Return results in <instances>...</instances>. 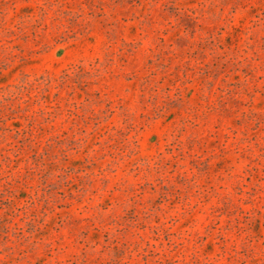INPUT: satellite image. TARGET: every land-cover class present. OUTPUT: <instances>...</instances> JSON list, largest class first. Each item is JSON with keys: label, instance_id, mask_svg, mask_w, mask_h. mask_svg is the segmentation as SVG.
Here are the masks:
<instances>
[{"label": "rangeland", "instance_id": "obj_1", "mask_svg": "<svg viewBox=\"0 0 264 264\" xmlns=\"http://www.w3.org/2000/svg\"><path fill=\"white\" fill-rule=\"evenodd\" d=\"M0 264H264V0H0Z\"/></svg>", "mask_w": 264, "mask_h": 264}]
</instances>
